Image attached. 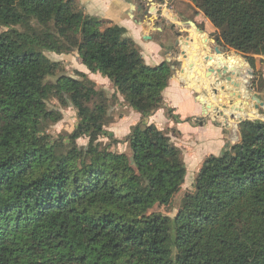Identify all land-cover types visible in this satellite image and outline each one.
<instances>
[{
    "label": "trees",
    "instance_id": "obj_1",
    "mask_svg": "<svg viewBox=\"0 0 264 264\" xmlns=\"http://www.w3.org/2000/svg\"><path fill=\"white\" fill-rule=\"evenodd\" d=\"M193 1L220 43L254 67L264 0ZM45 51H77L141 121L116 138L105 128V90L84 72L47 82L60 62ZM172 74V62L148 64L125 27L77 0H0V264H264L262 120L241 121L231 149L203 162L174 217L150 213L172 204L187 175L170 136L178 130L148 123L160 109L183 121L163 95ZM52 96L79 118L55 139L44 129L62 118L48 108ZM121 143L127 151L113 149Z\"/></svg>",
    "mask_w": 264,
    "mask_h": 264
},
{
    "label": "crops",
    "instance_id": "obj_2",
    "mask_svg": "<svg viewBox=\"0 0 264 264\" xmlns=\"http://www.w3.org/2000/svg\"><path fill=\"white\" fill-rule=\"evenodd\" d=\"M142 1L77 0L79 5L86 13L109 20L112 22V24H118L125 27L128 31V35L133 38L138 44L145 61L150 65H158L165 60L171 62L173 59L172 45L178 43L177 45H179L181 50L183 51V39H187L191 43L193 41L192 37H194V42L195 44H197V35L198 33H200V30L195 28L193 31L191 29L188 33V38L185 36L183 37V28L179 26L181 24L178 21L174 22L176 20V17L172 15V13H176V11L170 9V7L168 6L170 2L168 0H164L165 3L161 5L163 7V10L160 7L159 0H148L151 3L150 7H147L146 9V6L142 4ZM154 5L158 6V8L160 7L161 10H158L157 8V10L154 11ZM151 11L154 13H151ZM165 19L167 21H170L171 19V21H173L174 23L172 22L170 27L169 24H167V26L165 24L163 26H160V23L165 21ZM174 24L177 26V28H180L179 32H181V36L179 34V39H177V41L175 40V42L174 40L170 41L169 39V35L175 32ZM207 40L209 41V43H212V40H210V38H207ZM229 57L233 58L232 55H229ZM192 71H194V69ZM262 71L264 79V66L262 68ZM82 72L88 74V76L96 82L98 88L104 89V86H108L109 89H105L106 91H111V93L113 94L116 93L117 90L115 86L113 84H110V82H108V80H106L105 78H101L100 76L93 74L83 66ZM175 75H177V73L175 70H173L169 85L164 90L163 95L166 104L174 108V114L180 116L181 120L183 121L176 122L174 119L168 117L165 109H160L152 116H150L148 123H153L162 130H168L171 128H175L176 130H178V135H174L172 132L170 133L171 139L179 148H181L187 169L191 167L193 172H198L203 162L208 157L212 155L219 156L225 151L230 150L234 141L238 139L236 125L233 120L236 116L235 112H237L238 109L241 110L242 108L240 107L242 100L240 98L235 100L232 108L226 111L222 109L220 110V108L216 109L215 113L218 115V118L219 116L221 117V113H223V120L220 121L207 118L206 121H202L200 119L205 116V113L209 110H214L215 105L219 103L221 99L223 100L225 94H222V97L218 96V99H208L206 96L200 95V99L203 102L201 103L196 99V96L194 95L192 89L184 86H191L189 82L185 83V81L181 78L175 79ZM98 78H100L102 82L97 81ZM101 83L106 84L103 85ZM100 85L103 86L101 87ZM235 86L236 84L232 85L229 88L233 91V95L236 97L235 94H238V91H240V89L238 88V86L237 88H234ZM196 90L200 91L199 89ZM258 92V98L260 99L259 101L264 102V91ZM117 96L119 100L123 102V96L118 92ZM255 101L256 103H254V105L256 106L257 104H259V102L257 100ZM196 102L201 103V108L204 115L197 111ZM236 102H238V104ZM235 106H237L238 108H236V110H233ZM186 107H189L191 110H193V112L184 113ZM251 112L254 113V111ZM253 115H255V113ZM159 116L161 120H159L158 125L157 118ZM141 118L142 115L131 107L120 105V107L118 108V114L114 118V121L110 123V125H108L106 129L112 132L116 138L124 139L130 133L131 127L139 123L141 121ZM187 118L192 119L190 121H184ZM227 121H230L231 123L229 124L227 123ZM231 126L233 127L232 130L234 129L233 131L230 129ZM208 132L209 134L205 136L204 133ZM125 145V150H121L120 152L126 151L128 144L126 143Z\"/></svg>",
    "mask_w": 264,
    "mask_h": 264
},
{
    "label": "rangeland",
    "instance_id": "obj_3",
    "mask_svg": "<svg viewBox=\"0 0 264 264\" xmlns=\"http://www.w3.org/2000/svg\"><path fill=\"white\" fill-rule=\"evenodd\" d=\"M142 0H140L141 2ZM162 1V0H159ZM164 1V0H163ZM170 4L168 6L171 10L176 11V13H172L176 17V20L174 22H179L183 29V37L188 38V33L192 29L194 31L195 28L200 30V33L197 35L198 41L191 47V43L188 40L186 44V49L188 50L191 55V62L189 60V57L183 53L180 46L177 44L172 45L173 49V59L171 62L179 61V66L177 69L181 68V63L184 62L185 71L181 74L177 75V78L183 77L185 83H188V81L194 82V87L184 85L186 87H189L194 92V95L196 96V99L203 103L200 99V95L206 96L208 99H218V96H221L222 94H225V97L223 100L215 105L214 110H209L205 113V116L200 119L202 121H206L208 119H215V120H223L224 118L223 113H221V117H217L218 115L215 113L217 108H220V110H228L232 108V106L235 103V100L240 98L242 100L240 104V109L235 112V117L233 122H235L236 125V132L238 134L239 131V123L243 120H249L254 117V119L262 120L264 121V107H260L259 109H256L254 106V103L256 101L252 98L253 96L259 97L258 91H264V79H263V71L262 68L264 66V55H254L255 58V66L252 67L250 64L249 56L239 52L236 49H233L231 47L223 46L216 33V28L212 25L210 20L205 16V14L197 8V2L193 0H168ZM148 3V4H147ZM150 1L144 0L142 1V4L145 7H150ZM147 4V5H146ZM173 21H165L160 23V26H163L164 24L167 26L169 24V27L171 26ZM173 22V23H174ZM176 24V23H175ZM174 24L175 32L170 34V41L175 40L177 41L178 36L181 32H179V27ZM202 32V33H201ZM181 36V34H180ZM172 37V38H171ZM202 37V39H201ZM193 41L194 40V37ZM207 38H210L212 40V43L207 40ZM162 39V38H161ZM180 41V40H179ZM183 41H187V39H183ZM192 41V42H193ZM209 43V44H208ZM183 44V42H182ZM169 48V47H168ZM167 48V49H168ZM216 48H219L221 53L216 52ZM46 56H48L51 60L60 62V68L55 72V75L48 77L46 79L49 83H55L57 78L61 75H70L74 77H81L82 72V66L87 69V67L81 63V59L78 55L77 51H73L69 54H58L51 51H45ZM187 54V53H186ZM220 54V55H217ZM229 55H232L233 58L229 57ZM197 57V59H196ZM207 60H209V63L216 64L218 63L219 67L216 69L213 65L208 64ZM230 62L233 67L238 70L240 73L233 74L229 70H225V63L224 62ZM186 63V64H185ZM243 65V67H241ZM210 67V68H209ZM194 69V80L192 79V73ZM211 69L214 70V73L212 77L208 78L206 76V72ZM190 70V75H189ZM217 70H220L219 73H221L222 76L217 73ZM249 71L253 72V76L249 73ZM97 76H100L101 78H105L110 82V84H113L107 77H104L100 73H93ZM189 75V78H188ZM242 75L245 76L244 84L241 85L242 88L240 91H238V94H235L236 97L233 95V91L229 88L230 84H234L236 82L240 83L242 81ZM182 79V78H181ZM96 80V77H95ZM97 81H101L100 78H98ZM249 81V82H248ZM102 82V81H101ZM106 84V83H101ZM190 84V83H189ZM245 84H247L248 88H245ZM103 85H100L101 87ZM114 85V84H113ZM235 85V84H234ZM238 84L234 87L237 88ZM239 87V86H238ZM109 89L108 86H104V89ZM196 89H199L200 91H197ZM106 95L108 96V106H109V112H108V118L105 122V128L110 125L114 121V118L118 114V108L120 105L124 106V102H121L118 98V96L114 97V94L111 93V91H106ZM119 101V102H118ZM196 102V109L200 113L203 114V110L201 108V103ZM238 104V102H236ZM48 108L51 110L58 111L62 114V118L58 122L50 121L45 124V132L53 139L59 138L61 135H66L68 133H71L75 127L77 126L79 122L78 113L76 108L71 104L70 101H60L56 96H52L48 100ZM254 111V113L251 112ZM193 110H191L189 107H186L184 110V113H192ZM243 112V113H242ZM204 115V114H203ZM215 115V116H214ZM160 116L157 118L158 125H159ZM227 123H231L230 121ZM234 124V123H233ZM232 126L230 129L232 130ZM169 130V129H168ZM234 130V129H233ZM232 130V131H233ZM171 133V132H170ZM174 133V132H173ZM208 133H204L205 136H207ZM175 135V134H174ZM103 143H108L109 140L107 137L103 136L100 139ZM236 141V140H235ZM79 144L85 145L88 143L87 138H82L78 141ZM126 143H121L113 147L116 151L125 150ZM128 149H126L127 151ZM196 176L197 172H193L192 168L190 167L187 169V175L185 183L183 184L181 190L176 194L172 204L169 206H159L156 205L150 210V213H161L163 215H167L170 217H174L179 209H181L183 200L185 196L188 193H193L195 191L196 186Z\"/></svg>",
    "mask_w": 264,
    "mask_h": 264
},
{
    "label": "flooded vegetation",
    "instance_id": "obj_4",
    "mask_svg": "<svg viewBox=\"0 0 264 264\" xmlns=\"http://www.w3.org/2000/svg\"><path fill=\"white\" fill-rule=\"evenodd\" d=\"M159 3H160V7H161V9L163 10V7L161 6L162 4H164L165 3V1H159ZM160 9V10H161ZM154 11H156L157 9H156V5H154V9H153ZM152 10V11H153ZM201 39H202V37H201ZM187 42H188V40L187 41H183V53L185 54V55H187L188 54V50H185L186 49V44H187ZM194 45V41L193 42H191V47ZM187 53V54H186ZM207 62H208V64H209V66L210 65H213L214 66V68H218L219 67V65H218V63H216L215 65L214 64H212V63H209V60H207ZM241 67H243V65L241 66ZM210 68V67H209ZM223 69H225V70H229L230 72H232L233 74H236V73H240L238 70H236L234 67H233V65L228 61V62H225V68H223ZM242 81L240 82V83H238V82H236V83H234V84H238V88L239 89H244V88H242V86L241 85H243L244 84V80H245V76L244 75H242ZM233 83H232V85H234Z\"/></svg>",
    "mask_w": 264,
    "mask_h": 264
},
{
    "label": "water",
    "instance_id": "obj_5",
    "mask_svg": "<svg viewBox=\"0 0 264 264\" xmlns=\"http://www.w3.org/2000/svg\"><path fill=\"white\" fill-rule=\"evenodd\" d=\"M151 13H154V12L151 11ZM185 64H186V63H185ZM179 65H180V64H179V61H177V62H176V61L172 62V69L176 71L177 75L183 73V72L185 71V66H186V65H184V62H182V63H181V65H182L181 68H180V69H177V67H178ZM219 71H220V70H217V73H219ZM213 73H214V70L209 69V70L206 72V76H207L208 78H210V77H212ZM249 73L251 74V76L254 75L252 71H249ZM177 75H175V79L177 78V77H176ZM219 75L222 76L221 73H219ZM248 82H249V81H248ZM245 88H248L247 84H245ZM253 99H254V100H257V101L259 102V104H257V105L255 106L256 109H259L260 107H264V102H260V101H259L260 99H259L257 96H253ZM249 120H256V119H254V117H252V119H249Z\"/></svg>",
    "mask_w": 264,
    "mask_h": 264
},
{
    "label": "bare ground",
    "instance_id": "obj_6",
    "mask_svg": "<svg viewBox=\"0 0 264 264\" xmlns=\"http://www.w3.org/2000/svg\"><path fill=\"white\" fill-rule=\"evenodd\" d=\"M197 41H198V40H197ZM216 52H217V53H221L222 51H220L219 48H216ZM189 53H190V52H188L187 56L189 57V60H190V62H191V55H190ZM194 73H195V72L193 71L192 76H191L192 79H190V80H194ZM189 74H190V70H189ZM188 77H189V75H188ZM180 78L184 79V78L181 77V76H180ZM188 82L190 83V85H191L192 87H194V82H191V81H188ZM231 86H232V84L229 85V87H231ZM236 108H238V107L235 106V107L233 108V110H236Z\"/></svg>",
    "mask_w": 264,
    "mask_h": 264
}]
</instances>
